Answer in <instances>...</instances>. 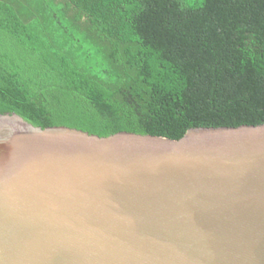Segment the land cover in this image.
<instances>
[{"label": "water", "instance_id": "95a60500", "mask_svg": "<svg viewBox=\"0 0 264 264\" xmlns=\"http://www.w3.org/2000/svg\"><path fill=\"white\" fill-rule=\"evenodd\" d=\"M0 264H264V123L174 140L0 114Z\"/></svg>", "mask_w": 264, "mask_h": 264}, {"label": "trees", "instance_id": "16d2710c", "mask_svg": "<svg viewBox=\"0 0 264 264\" xmlns=\"http://www.w3.org/2000/svg\"><path fill=\"white\" fill-rule=\"evenodd\" d=\"M180 139L264 123V0H0V114Z\"/></svg>", "mask_w": 264, "mask_h": 264}]
</instances>
